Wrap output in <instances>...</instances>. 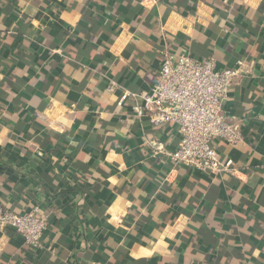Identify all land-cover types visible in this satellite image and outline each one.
<instances>
[{
	"label": "crops",
	"instance_id": "0c3cea01",
	"mask_svg": "<svg viewBox=\"0 0 264 264\" xmlns=\"http://www.w3.org/2000/svg\"><path fill=\"white\" fill-rule=\"evenodd\" d=\"M179 55L243 63L220 173L132 114ZM35 206L41 242L0 229V264H264V0H0V210Z\"/></svg>",
	"mask_w": 264,
	"mask_h": 264
},
{
	"label": "built area",
	"instance_id": "2783aa9c",
	"mask_svg": "<svg viewBox=\"0 0 264 264\" xmlns=\"http://www.w3.org/2000/svg\"><path fill=\"white\" fill-rule=\"evenodd\" d=\"M242 65L238 62L231 68H218L214 59L199 61L188 55L167 56L151 92H127L137 121L147 117L155 128L178 127L177 148L158 143L152 147L155 154L204 173L227 169L215 143L225 141L234 148L244 145L241 126L228 121L225 107ZM116 86L111 81L107 90L112 91ZM246 183L251 186L255 180L249 177ZM7 227L14 228L27 245H37L46 232L47 218L38 206L24 214L0 210V229Z\"/></svg>",
	"mask_w": 264,
	"mask_h": 264
}]
</instances>
